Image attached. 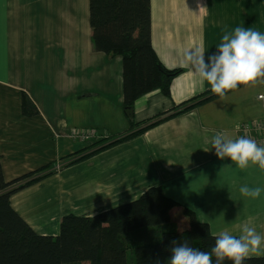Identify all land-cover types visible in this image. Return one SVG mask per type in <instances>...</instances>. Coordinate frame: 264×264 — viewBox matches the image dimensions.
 <instances>
[{
  "label": "crops",
  "instance_id": "0c3cea01",
  "mask_svg": "<svg viewBox=\"0 0 264 264\" xmlns=\"http://www.w3.org/2000/svg\"><path fill=\"white\" fill-rule=\"evenodd\" d=\"M150 8L159 60L182 71L168 96L156 90L136 100V122L181 109L210 88L185 64V50L202 45L205 57L211 55L225 28L264 33V0H150ZM24 93L36 114H23ZM260 93L264 84L240 86L224 100L214 97L59 167L12 193L11 205L36 232L56 235L65 214L93 215L160 185L179 204L168 224L176 230L188 226L184 207L214 235L226 230L239 236L247 224L264 236V194L253 200L239 193L241 185H264V172L236 168L211 145L217 133L236 139L242 124L264 119ZM122 101L121 57L94 49L88 0H0V162L6 181L51 162L61 165L96 139L110 136L105 144L122 137L128 130ZM74 128H91L99 137L73 138Z\"/></svg>",
  "mask_w": 264,
  "mask_h": 264
},
{
  "label": "trees",
  "instance_id": "16d2710c",
  "mask_svg": "<svg viewBox=\"0 0 264 264\" xmlns=\"http://www.w3.org/2000/svg\"><path fill=\"white\" fill-rule=\"evenodd\" d=\"M88 2L94 49L110 57L120 56L122 60V109L128 120V130L108 143L101 142L110 136L96 139L69 154L60 168L84 161L217 97L209 88L182 102L180 105L185 106L181 109L136 122V100L156 90L168 96L172 79L182 69L165 67L152 46L150 0ZM22 112L25 115L37 113L36 106L25 93ZM55 171L51 162L6 181L0 162V264H168L174 240L181 243L187 240L190 246L206 252L214 245L216 235L210 232L208 224L199 221L184 207L188 226L182 230H163L170 224V210L179 204L165 196L160 185L150 186L136 199L93 215L65 214L56 235L40 234L14 210L10 195ZM225 264L231 261L226 260ZM245 264H264V256H251Z\"/></svg>",
  "mask_w": 264,
  "mask_h": 264
},
{
  "label": "clouds",
  "instance_id": "9594fccd",
  "mask_svg": "<svg viewBox=\"0 0 264 264\" xmlns=\"http://www.w3.org/2000/svg\"><path fill=\"white\" fill-rule=\"evenodd\" d=\"M184 61L201 82L210 85L213 94L224 100L240 86L264 84V33L242 25L231 31L225 28L215 52L205 57L203 46H194L185 50ZM211 145L219 159L229 158L236 168L255 167L264 172V146L254 139L247 136L229 139L217 133ZM239 193L245 198L259 199L264 194V185H241ZM214 241L210 252H206L190 246L187 240L182 243L174 240L168 264H225L226 260L245 264L253 255L264 256V236L247 224L242 226L239 236L220 230Z\"/></svg>",
  "mask_w": 264,
  "mask_h": 264
},
{
  "label": "built area",
  "instance_id": "2783aa9c",
  "mask_svg": "<svg viewBox=\"0 0 264 264\" xmlns=\"http://www.w3.org/2000/svg\"><path fill=\"white\" fill-rule=\"evenodd\" d=\"M256 97L261 102L264 109V93L257 94ZM70 136L83 141H92L99 137L91 128H74L70 132ZM241 136H247L254 139L259 146H264V119L242 124L239 128L237 138ZM59 167L60 165L56 164L54 169L59 170Z\"/></svg>",
  "mask_w": 264,
  "mask_h": 264
},
{
  "label": "rangeland",
  "instance_id": "374dc122",
  "mask_svg": "<svg viewBox=\"0 0 264 264\" xmlns=\"http://www.w3.org/2000/svg\"><path fill=\"white\" fill-rule=\"evenodd\" d=\"M170 229V230H176L177 228L175 226L166 225L163 230ZM130 255V254H129ZM81 264H88L87 262H82Z\"/></svg>",
  "mask_w": 264,
  "mask_h": 264
}]
</instances>
